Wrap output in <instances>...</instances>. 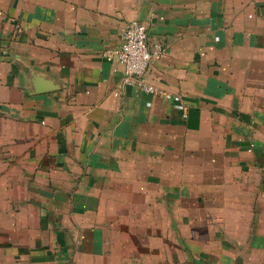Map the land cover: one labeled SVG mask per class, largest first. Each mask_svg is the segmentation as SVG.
I'll return each instance as SVG.
<instances>
[{
	"label": "crops",
	"instance_id": "0c3cea01",
	"mask_svg": "<svg viewBox=\"0 0 264 264\" xmlns=\"http://www.w3.org/2000/svg\"><path fill=\"white\" fill-rule=\"evenodd\" d=\"M0 264H264V0H0Z\"/></svg>",
	"mask_w": 264,
	"mask_h": 264
},
{
	"label": "built area",
	"instance_id": "2783aa9c",
	"mask_svg": "<svg viewBox=\"0 0 264 264\" xmlns=\"http://www.w3.org/2000/svg\"><path fill=\"white\" fill-rule=\"evenodd\" d=\"M166 50V45L162 43L149 44L148 31L144 23L130 20L122 33L121 43L108 49L105 52V57L109 61L119 62L124 67V84L136 85L146 92L160 93L166 98L181 101L180 95L159 91L144 77L151 61L160 59Z\"/></svg>",
	"mask_w": 264,
	"mask_h": 264
}]
</instances>
